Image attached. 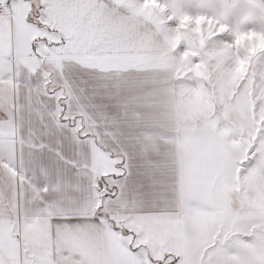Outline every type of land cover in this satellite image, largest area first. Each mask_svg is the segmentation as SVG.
Wrapping results in <instances>:
<instances>
[{
  "label": "snow or ice",
  "instance_id": "1",
  "mask_svg": "<svg viewBox=\"0 0 264 264\" xmlns=\"http://www.w3.org/2000/svg\"><path fill=\"white\" fill-rule=\"evenodd\" d=\"M146 40L120 0H0V264H264V214L220 197L233 177L243 190L264 175V97L230 122L213 73L214 109L189 132L175 89L196 81L145 67ZM157 243L173 251L157 259Z\"/></svg>",
  "mask_w": 264,
  "mask_h": 264
},
{
  "label": "rangeland",
  "instance_id": "2",
  "mask_svg": "<svg viewBox=\"0 0 264 264\" xmlns=\"http://www.w3.org/2000/svg\"><path fill=\"white\" fill-rule=\"evenodd\" d=\"M123 1V2H121ZM135 9L142 26H146L149 45L171 48L174 54L176 79L189 77L195 84L177 86L178 107L182 121L204 125L211 115L214 95L210 77L217 73V93L224 104L225 119L250 118L253 103L264 97V68L257 72V58L264 59V0H120ZM221 21H224L223 23ZM223 34V35H221ZM230 38V42L228 41ZM195 61V62H194ZM260 77L259 82L256 76ZM241 83L238 97L233 100ZM208 85V87H206ZM260 91L256 92L255 89ZM231 128H223L225 136ZM225 182L226 205L231 208L247 205L254 213L264 214V175L250 173L243 181ZM203 218L198 223H204ZM40 241L47 236L29 232ZM150 243V241H145ZM157 243L155 256L162 259L173 251Z\"/></svg>",
  "mask_w": 264,
  "mask_h": 264
},
{
  "label": "crops",
  "instance_id": "3",
  "mask_svg": "<svg viewBox=\"0 0 264 264\" xmlns=\"http://www.w3.org/2000/svg\"><path fill=\"white\" fill-rule=\"evenodd\" d=\"M123 2V1H121ZM27 11V6H18L16 8H14L13 13H12V19L13 22L15 23L17 20H20L23 18V16L25 15ZM7 25V22H5V27ZM37 35H42V33H37L35 31L31 32L30 34H28V38L29 39H33L35 38ZM147 46L151 47L152 49L155 50V55L152 57H148L145 58L146 59V63L144 64L145 67H148L154 71L160 72V73H168L171 72L172 74V78L176 79V68H175V62H174V54L171 48L168 47H158V46H150L148 41H146ZM50 59L52 61L56 60V57H50ZM25 63H31V59H25L24 61ZM175 97H176V102L174 105V111H175V115L176 117H178L179 121L181 122V124L189 131H193L195 130L197 127H203L204 125H196V124H188L186 123V121H182L181 119V115L179 112V107H178V98H177V88L175 89ZM3 126L0 125V134H4L2 131ZM7 135L11 136L12 134V126L9 124L8 125V131L6 133ZM161 142L164 144H168L171 141H169L167 138H161ZM193 146L192 143V139L191 137H186L184 140V147L186 149H191V147ZM95 169L99 172L100 175H104L107 169V163L104 160L103 156L99 153H97L96 158H95ZM220 197L223 203L226 204V195H225V189L224 186L221 190L220 193ZM254 212V211H253ZM203 218H208L206 216V214H199L198 220L200 221ZM196 221V222H197ZM131 226V225H130ZM47 230H48V217L47 215L42 216V217H36L33 220L32 225L29 228V232H33L35 234L38 235V238L41 239L42 237V232L47 234ZM46 238V236H45ZM65 238H68L67 235ZM43 239V238H42ZM171 250V249H170Z\"/></svg>",
  "mask_w": 264,
  "mask_h": 264
}]
</instances>
